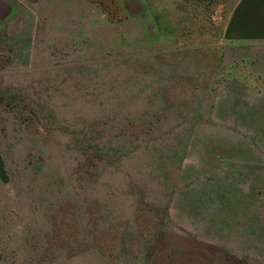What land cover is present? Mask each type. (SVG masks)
<instances>
[{
    "label": "rangeland",
    "instance_id": "374dc122",
    "mask_svg": "<svg viewBox=\"0 0 264 264\" xmlns=\"http://www.w3.org/2000/svg\"><path fill=\"white\" fill-rule=\"evenodd\" d=\"M224 2L11 5L0 21L4 264L36 238L83 264L84 248L111 256L121 239L130 252L156 233L157 250L179 243L186 264H264V43L224 38L212 18Z\"/></svg>",
    "mask_w": 264,
    "mask_h": 264
},
{
    "label": "crops",
    "instance_id": "0c3cea01",
    "mask_svg": "<svg viewBox=\"0 0 264 264\" xmlns=\"http://www.w3.org/2000/svg\"><path fill=\"white\" fill-rule=\"evenodd\" d=\"M39 3L40 0H0V21L9 18L12 4L34 6ZM212 18L224 22L222 29L224 38L232 44L264 43V0H226L214 10ZM0 163L4 164L3 161ZM0 181H3L2 175ZM157 236V233L154 234V237ZM154 237L139 238L130 245L132 246L130 252L125 247L127 243H123L121 239V242L116 244V253L111 256L107 253H99L97 258L96 250L90 247L84 248L88 253H83V264H186L188 260L185 258L186 256L189 258L191 254L179 247L177 245L179 243H175L169 252L159 248L158 251L154 244L157 238ZM23 244L26 245V242L24 241ZM33 245L35 247L29 249H34L33 252L22 257L19 264H75L74 258L69 257L68 248L59 247L53 238L33 239ZM4 248L5 245L0 247V264L6 262Z\"/></svg>",
    "mask_w": 264,
    "mask_h": 264
}]
</instances>
